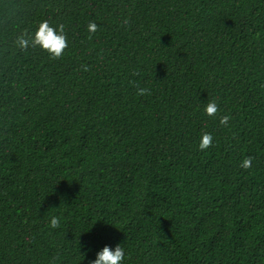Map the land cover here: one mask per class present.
<instances>
[{
	"label": "trees",
	"instance_id": "16d2710c",
	"mask_svg": "<svg viewBox=\"0 0 264 264\" xmlns=\"http://www.w3.org/2000/svg\"><path fill=\"white\" fill-rule=\"evenodd\" d=\"M45 20L59 60L14 46ZM118 244L123 264H264V0H0V264Z\"/></svg>",
	"mask_w": 264,
	"mask_h": 264
},
{
	"label": "clouds",
	"instance_id": "9594fccd",
	"mask_svg": "<svg viewBox=\"0 0 264 264\" xmlns=\"http://www.w3.org/2000/svg\"><path fill=\"white\" fill-rule=\"evenodd\" d=\"M124 24H128V20L124 21ZM89 32L88 39H92L97 31H99L98 25L95 22H90L87 28ZM15 48L20 51H27L29 48H40L46 52L51 59L59 60L68 48V39L65 32V26L60 24L58 27H53L50 23L45 20L42 21L34 34L28 31L21 32L14 41ZM87 71V68H85ZM151 95V92L147 88L137 89V95ZM204 111L207 116L215 117L220 112V107L216 100H210L206 103ZM231 117L229 115H223L220 117V124L227 126ZM213 136L211 133L205 132L202 134L199 142V150L206 151L213 145ZM252 157H246L242 160L240 167L248 170L252 167ZM52 229H57L60 227V217L53 216L50 220V225ZM80 248V245H79ZM125 259V249L122 245H116L113 249L110 246L105 245L102 250L97 252L96 258L90 261V264H123Z\"/></svg>",
	"mask_w": 264,
	"mask_h": 264
}]
</instances>
